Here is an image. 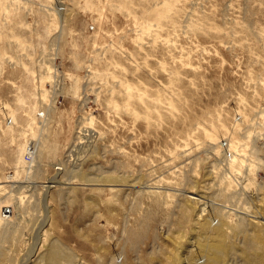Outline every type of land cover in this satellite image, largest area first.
<instances>
[{
    "label": "rangeland",
    "instance_id": "rangeland-1",
    "mask_svg": "<svg viewBox=\"0 0 264 264\" xmlns=\"http://www.w3.org/2000/svg\"><path fill=\"white\" fill-rule=\"evenodd\" d=\"M58 2L0 0V212L26 206L0 264L51 245L58 264H264V233L197 229L184 199L264 217V0ZM219 141L240 150L244 194Z\"/></svg>",
    "mask_w": 264,
    "mask_h": 264
},
{
    "label": "bare ground",
    "instance_id": "bare-ground-1",
    "mask_svg": "<svg viewBox=\"0 0 264 264\" xmlns=\"http://www.w3.org/2000/svg\"><path fill=\"white\" fill-rule=\"evenodd\" d=\"M56 2L57 3H60V2H58V0H56ZM17 42H18V40H17ZM49 111H50V109H46V111L43 114L45 116L44 121H41L39 124H37V127L39 125L40 132H44L45 129H46V127H47V123L46 122H47V120H48V118L50 116V112ZM89 120L90 119H88V121ZM31 131H35V130H33L31 128ZM91 133H92V131L90 130V127H88L87 129H82V130H80L78 132L79 137H77V139L78 140L79 139H82L83 137H86L87 135H90ZM36 138L37 137H35V136L33 137V139L35 140L34 141V144L36 143ZM34 144L33 145L31 144V146H29V147L26 146V149H27V151H26L27 159L29 158V153L31 152V149L34 147ZM215 148L218 149V150H220L222 153H229V157H227L226 160H228V162L230 163V165H229V168L230 169L229 170H231V177H228L227 176V178L229 180L226 181V184L228 182L229 186H231V187H233L234 184L237 185L238 190H237V188H236V190H235V188H233L235 190L234 191V195L239 196L241 194H244L242 188L239 189L241 187V185H242V182L240 180L242 178L241 176L243 175L242 168L245 165V161L243 160L242 155H240V150H234L233 149L234 147L228 145L226 142H221V141H219L215 145ZM75 149H76V146H75ZM72 155H73V153H72V149H71L70 152H69V157L71 158V160H72ZM32 163H34V162H32ZM57 165H58L57 170H59V172L64 171V168L66 167V163L65 162H60ZM232 171H233V173H232ZM236 171H238V172H236ZM102 179L104 180L105 178L99 177V180L100 181ZM71 181H72L71 179H68V181L66 182V184H62V185H71V183H72ZM110 181H112V184H113L112 186L114 187V188L111 189V191H113V193H120L121 192L120 189H115V187L117 186L115 184L116 183L118 184L120 182L114 181V180H110ZM47 183L52 184V186H46V185L45 186H42V189H43L44 192L41 195L42 197L40 199L44 203L47 200L48 192H49L50 188H53V187H56V186H61V183L58 182L54 178H52V180H50V182H48V180H47V182L45 184H47ZM4 188H5V186H2V187L0 186V190H2ZM150 193H154V191H152ZM190 194H191L190 196H187L184 199H186V202L188 204H190V205L193 206L194 215L196 216L195 217L196 220L194 222V225H196L198 227L197 229H199L200 227H203L207 231L208 230L211 231V234H213V232H214V234H215V232L220 233V234H224V231L225 230H229V229L232 230L235 227L241 233H245L246 231H247V233L250 231L251 232V235L254 232L264 233V217H263L262 211H260L258 207H254V208H252V207H245V208H247L245 210H238V209H234V208H231V207H229L227 210H225V208H222L225 211H223L222 213L219 211V213L217 214V218H213L212 219L211 215H208L206 213V207L207 206L204 204V202L201 199V197L197 193H195V192L194 193L193 192H190ZM11 195H12V193H11ZM12 196H13V201H14L13 202L14 209L16 211V213L13 216V219L11 218V215H12V209L11 208L9 209V208L6 207V208H4L0 212V228L3 229L5 232L10 233V234L12 232H15L16 229H18L20 227L19 224L16 225V223H15L16 222L15 220H19L20 214L18 213V211L21 210V209L24 210L26 208V206H24V200H23L22 197H16L14 195H12ZM259 200H261V199H259ZM225 207H227V206H225ZM21 220H19V221L21 222ZM232 226H234V227H232ZM247 228H249V229L247 230ZM209 231H208V233H210ZM15 234H16V232H15ZM3 236H5V235H3ZM217 236H219L217 238H219L220 241H219V246H215V248H214V249L217 250L215 253L216 254H223V252L220 251V245H221L220 243H221L222 239H221L220 235H217ZM0 237H1V235H0ZM262 239L264 240V238H262ZM247 241H248L247 243H248V246H249V249H250V246L253 243L252 236L249 239H247ZM207 247H211V246L208 245ZM12 248H13V246H12ZM211 248H207V249L206 248H201L200 251H203L204 253L207 252L206 254L209 255L210 252H211V250H212ZM216 254H215V261H216V258L219 256V255H216ZM70 258H71L70 256L66 255V252L61 251L60 248L55 247L54 245H51V246H49V248L47 249V251L43 255H41L39 257V261L42 262V263L44 262L43 264H58V260L59 259L70 260ZM225 259H226V256H225ZM14 260H16V259H14ZM207 260H208V258H207ZM247 260H248V262H246L247 264H253L250 259L247 258ZM205 261H206L205 258H204V260H200L199 258H197L195 260H191L190 261L191 263L184 261V259L181 260V261H179V262L174 261L172 263L173 264H204ZM220 263L221 264H226L225 263V260L224 261H220ZM13 264H15V263H13ZM22 264H25V263H22Z\"/></svg>",
    "mask_w": 264,
    "mask_h": 264
}]
</instances>
